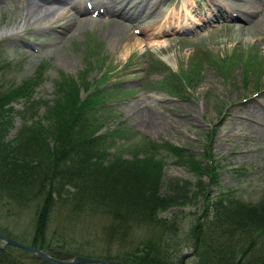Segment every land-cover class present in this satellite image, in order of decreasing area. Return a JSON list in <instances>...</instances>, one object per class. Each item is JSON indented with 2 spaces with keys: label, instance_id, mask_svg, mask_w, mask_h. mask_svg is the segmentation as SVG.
<instances>
[{
  "label": "rangeland",
  "instance_id": "obj_1",
  "mask_svg": "<svg viewBox=\"0 0 264 264\" xmlns=\"http://www.w3.org/2000/svg\"><path fill=\"white\" fill-rule=\"evenodd\" d=\"M68 1L81 12L69 10L68 2L56 6L48 1L42 8H57L49 13L33 9L27 0H0V63L9 65L0 70V77L11 85L41 71L32 98L42 103L27 108L20 98L10 104L6 140L33 113L32 119L46 123L43 102L52 100L54 81L62 73L91 87L98 85L104 100L93 115L107 154L130 157L152 140L167 141L200 157L209 144L219 188L251 203L264 196V0ZM224 8L240 19L222 20ZM117 10L135 11L138 17L136 22L123 21L125 26L111 34V25L119 19ZM65 11L70 13L67 23L56 19ZM103 13L108 14L99 21ZM159 20V28L167 30L147 39L146 29ZM175 27L191 31L180 34ZM99 76L103 79L95 83ZM166 78L179 83L180 95L160 86ZM84 94L81 87L79 96ZM156 152L163 161L161 193L167 192L170 180H195L171 154L160 148ZM200 201L182 210L186 224L200 212ZM0 213V227L11 236L25 231L28 211L18 220L4 209ZM58 220L50 224L51 230ZM92 230L77 235L93 237ZM179 255L190 264V247L180 249Z\"/></svg>",
  "mask_w": 264,
  "mask_h": 264
},
{
  "label": "trees",
  "instance_id": "obj_2",
  "mask_svg": "<svg viewBox=\"0 0 264 264\" xmlns=\"http://www.w3.org/2000/svg\"><path fill=\"white\" fill-rule=\"evenodd\" d=\"M254 61L261 66L260 59ZM8 66L2 62L0 70ZM40 75V69L35 70L11 85L0 77V209L14 220L29 213L20 236L0 227L1 233L61 259L81 254L113 264H185L179 251L190 247V264H264V196L251 203L219 188L209 144L200 157L152 140L130 157L107 154L93 115L104 100L96 84L91 87L60 73L52 100L43 102L46 123L32 119L34 113L29 122L22 117L14 137L6 140L10 104L20 98L27 108L42 103L32 98ZM170 80H161L160 86L180 95L179 83ZM158 148L195 180H170L167 192L161 193ZM199 198L200 212L186 224L181 212L195 208ZM169 208L174 210L164 214ZM55 218L59 220L51 230ZM77 222L82 225L73 227ZM89 228L93 237L81 235ZM0 264L47 263L24 249L2 247L1 242Z\"/></svg>",
  "mask_w": 264,
  "mask_h": 264
},
{
  "label": "bare ground",
  "instance_id": "obj_3",
  "mask_svg": "<svg viewBox=\"0 0 264 264\" xmlns=\"http://www.w3.org/2000/svg\"><path fill=\"white\" fill-rule=\"evenodd\" d=\"M38 1V2H37ZM48 1H50L52 4L53 3H56V6H59V4H61V3H64V2H68L69 3V7H70V9L69 10H72L73 12H81L80 11V7H78L79 9H76L75 8V5L73 4V3H70L68 0H27V3L29 4L28 6H30V7H32L33 9H35V10H37V9H39L40 11H48L49 13H55V11L57 10V8H55V9H48L47 7H44V8H42V5H45L46 3H48ZM82 1V0H81ZM111 2H112V0H110ZM130 1V0H129ZM128 1V2H129ZM141 1H143V0H139L138 2L140 3ZM150 1V0H149ZM39 2H40V4H39ZM74 2V1H73ZM109 2V1H108ZM116 2V1H115ZM84 3V2H83ZM183 3V2H182ZM108 4V3H107ZM113 4V3H112ZM143 4V3H142ZM149 4V3H148ZM127 5V4H126ZM125 5V6H126ZM138 5V4H137ZM187 5V4H186ZM185 5V6H186ZM50 6V5H49ZM55 6V7H56ZM130 6V5H129ZM90 7V6H89ZM132 7H136V4H135V6H132ZM131 7V8H132ZM143 7H145V6H143ZM191 7V6H190ZM127 8V7H126ZM146 8V7H145ZM152 8V7H151ZM159 8V7H158ZM182 8V7H181ZM106 9V8H105ZM175 9V8H174ZM116 10V9H115ZM132 10V9H131ZM148 10V9H147ZM154 10V9H153ZM161 11V10H160ZM185 11V10H184ZM252 11H254V10H252ZM58 12V11H57ZM98 12H100V11H98ZM104 12H106V11H104ZM135 12V11H134ZM134 12H128V11H121V10H117L115 13H116V15H117V17L119 18L118 20H117V22H115V23H113L112 25H111V27H110V32H111V34L113 33V32H116L117 31V27L119 28V27H123V26H125L124 24H123V21H124V23H131V22H136L137 21V14L138 13H134ZM151 12V11H150ZM155 12V11H154ZM170 12V11H169ZM186 12H187V10H186ZM48 13V14H49ZM110 13V12H109ZM111 13H112V11H111ZM114 13V14H115ZM105 14H108V13H103L101 16V18H100V20L99 21H102L103 20V17H104V15ZM168 14V13H167ZM176 14V13H175ZM30 15V14H29ZM45 15H47V14H45ZM110 15H113V14H110ZM162 15V14H161ZM173 15V14H172ZM73 17V16H72ZM106 17V16H105ZM161 17V16H160ZM177 17V16H176ZM186 17V16H185ZM56 19H60V20H62V22L63 23H67L68 21H70L71 19H70V13L68 12L67 13V11H65V12H63V13H61V15L60 16H58V18H56ZM187 19H188V17H187ZM36 20V19H35ZM175 20V19H174ZM179 20V19H178ZM56 21V20H55ZM114 21V20H113ZM115 21H116V19H115ZM156 21V20H155ZM164 21H166V20H164ZM186 21V20H185ZM109 23L110 22H112V20L110 19V21H108ZM162 21H157V23H155L151 28H149V29H146L147 30V39H148V36L149 35H158V34H160L161 33V31L162 32H164V31H166L167 29H161V28H159V23H161ZM61 24V23H60ZM135 24V23H134ZM162 24V23H161ZM51 25V24H50ZM49 25V26H50ZM179 25H180V23H179ZM54 26H58V21L55 23V25ZM69 26V25H68ZM51 27H53V25L51 26ZM176 27H177V25H176ZM175 27V28H176ZM46 28V27H45ZM54 29V28H53ZM173 29V28H172ZM177 29V28H176ZM175 29V30H176ZM42 32V31H41ZM49 33V32H48ZM258 114V113H257ZM255 116V115H254ZM258 119V118H257Z\"/></svg>",
  "mask_w": 264,
  "mask_h": 264
},
{
  "label": "water",
  "instance_id": "obj_4",
  "mask_svg": "<svg viewBox=\"0 0 264 264\" xmlns=\"http://www.w3.org/2000/svg\"><path fill=\"white\" fill-rule=\"evenodd\" d=\"M0 241L2 242V247L10 245V246H14L20 249H24L34 254L35 256H37L39 259H41L47 264H80V263L113 264L112 261L107 260V259L91 257V256H84V255H79V254L72 255L71 257L67 259L55 258L39 247H33L29 244L19 242L1 232H0ZM122 264H126V263H122Z\"/></svg>",
  "mask_w": 264,
  "mask_h": 264
}]
</instances>
